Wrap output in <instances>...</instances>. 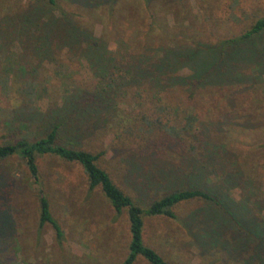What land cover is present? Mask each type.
<instances>
[{
    "label": "rangeland",
    "instance_id": "1",
    "mask_svg": "<svg viewBox=\"0 0 264 264\" xmlns=\"http://www.w3.org/2000/svg\"><path fill=\"white\" fill-rule=\"evenodd\" d=\"M263 15L264 0H0V144L33 135L40 113H55L68 90L112 85L116 103L77 140L104 151L98 164L114 182L139 203L180 185L209 188L236 219L191 199L174 207L178 219L145 217L144 241L173 264H264V33L237 40ZM89 35L99 50L88 47ZM96 56L114 58L105 76ZM155 57L169 62L161 81L132 77L128 62ZM116 113L118 124L103 126ZM153 140L166 145L152 151ZM37 162L64 238L39 226L37 184L13 155L0 160V260L123 261L126 212L88 190L79 164L50 155ZM215 226L229 243L205 239ZM134 264L149 263L139 255Z\"/></svg>",
    "mask_w": 264,
    "mask_h": 264
},
{
    "label": "trees",
    "instance_id": "2",
    "mask_svg": "<svg viewBox=\"0 0 264 264\" xmlns=\"http://www.w3.org/2000/svg\"><path fill=\"white\" fill-rule=\"evenodd\" d=\"M38 1H44L49 4L55 3V0ZM261 33H264V15L256 19L251 27L237 40L251 38L260 35ZM87 42L88 47L91 50H99L98 48L101 45L99 39L89 35L87 36ZM113 59L114 58L111 57L108 61L112 62ZM96 62L98 63L99 70L103 72L102 76H105L110 66V62L104 61V58L97 56ZM168 63L167 57H155L150 58L144 65H141L140 61H135L133 64L128 62L127 67L130 68L132 77L135 75H138L140 78L148 76L151 81H161L163 77V69ZM204 67L206 68V66ZM198 73L200 74H198V76L196 74L194 77H202L201 74L203 72L198 70ZM111 75L113 74H110L109 77H111ZM181 78H184L186 81L188 76L175 77V79ZM112 79L113 81L117 80V78ZM26 90L27 93L30 94L34 92L32 86H28ZM162 90H164V87L161 88V91ZM115 93L112 85L94 91L83 89L68 90V95L64 97L62 105L56 107L57 111L55 113H40L42 119L38 122L39 126L35 129L33 135H21L12 141L0 144V160L17 155L24 161L29 174L32 176L38 187L39 226L43 227L45 224H49L55 232L57 241H61L65 234L59 222L52 215L49 200L42 189L37 160L44 155L54 156L67 162L79 164L87 176L88 190L93 191L96 188L100 189L116 214H121L124 211L126 212L129 224L130 241L128 252L123 261L119 264H134L139 255L149 264H173L154 247L148 245L144 241L145 217L165 216L170 219H178V215L174 211L175 206L191 199H203L214 203L231 220L236 219L225 207L220 197L209 188L195 185H180L166 190L159 197L154 198L149 202L139 203L114 182L111 174L98 164V160L104 154V151L101 150L93 153L83 148L77 140V135L82 134L84 131L86 132L97 129V126H92V118L96 115H105L109 112L110 106L116 103L115 100H112V96ZM115 107V110L117 111L118 107ZM59 111L61 113L63 111V114L61 115ZM110 116L111 117L108 120L102 121L103 126L109 121V125L114 123L117 125L116 118H120L121 114L116 113ZM182 137L183 136H181V133L179 132L175 138L181 142L183 140ZM165 145V141L153 140L148 141L146 147L155 151L162 149ZM179 161L180 162H177L175 165L177 170L181 169V158ZM164 170L165 169H162V174L165 173ZM166 171H169V169ZM155 178L156 174L153 179ZM237 222L241 230L248 232L245 224L241 221ZM206 233L205 239L208 242H211V244L219 242L220 239L225 242L224 244L229 243L227 238L224 237L223 232L220 231L217 226L209 229ZM248 263L249 262L245 259L242 262V264ZM0 264L5 263L0 260Z\"/></svg>",
    "mask_w": 264,
    "mask_h": 264
}]
</instances>
